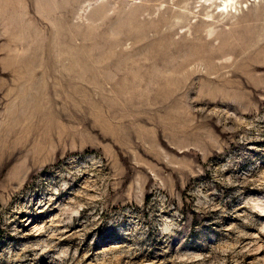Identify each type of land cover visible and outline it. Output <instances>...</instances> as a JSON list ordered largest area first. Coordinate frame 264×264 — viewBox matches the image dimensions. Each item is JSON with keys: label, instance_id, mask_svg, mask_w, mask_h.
<instances>
[{"label": "rangeland", "instance_id": "rangeland-1", "mask_svg": "<svg viewBox=\"0 0 264 264\" xmlns=\"http://www.w3.org/2000/svg\"><path fill=\"white\" fill-rule=\"evenodd\" d=\"M0 0V264H264V0Z\"/></svg>", "mask_w": 264, "mask_h": 264}, {"label": "bare ground", "instance_id": "bare-ground-1", "mask_svg": "<svg viewBox=\"0 0 264 264\" xmlns=\"http://www.w3.org/2000/svg\"><path fill=\"white\" fill-rule=\"evenodd\" d=\"M211 2L215 4V0H206V3L211 4ZM234 2H236V0H222L218 8L223 12L227 11L229 7H233Z\"/></svg>", "mask_w": 264, "mask_h": 264}]
</instances>
